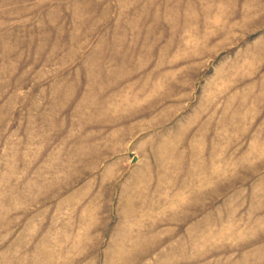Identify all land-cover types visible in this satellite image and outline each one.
I'll return each mask as SVG.
<instances>
[{
    "label": "rangeland",
    "instance_id": "rangeland-1",
    "mask_svg": "<svg viewBox=\"0 0 264 264\" xmlns=\"http://www.w3.org/2000/svg\"><path fill=\"white\" fill-rule=\"evenodd\" d=\"M0 264H264V0H0Z\"/></svg>",
    "mask_w": 264,
    "mask_h": 264
},
{
    "label": "crops",
    "instance_id": "crops-1",
    "mask_svg": "<svg viewBox=\"0 0 264 264\" xmlns=\"http://www.w3.org/2000/svg\"><path fill=\"white\" fill-rule=\"evenodd\" d=\"M145 181H142V179H140V181H139V179L135 182V183H133V187L134 188H141V187H143V186H147V187H149V188H152L153 186H154V188L155 189H159V187H160V182L159 181H155V182H153V181H146V183H144ZM155 194V193H154ZM157 194H158V192H156V196H157ZM131 199H132V201H130V203H132V204H129L128 202H126V203H128V205H131L129 208H131V209H133V205H136V204H133V198L131 197ZM113 205H117V203L115 202ZM155 206H157L158 207V205H155ZM118 209H122V207L121 208H118ZM134 212H131V210H130V212L128 211V216H132V217H134V216H136V215H138V213H134ZM121 212H119V216H118V218H121ZM123 216V215H122ZM130 218V217H129ZM141 225H143V224H141ZM131 229H133L132 227H131ZM131 229H130V231H131ZM139 232H140V240L142 241L143 240V237H144V235H143V233H141V230H139ZM112 233V232H111ZM118 233L116 232V233H113L112 234V240H116L117 238H115L116 237V235H117ZM129 234H130V232L129 231H127L125 234H123V235H125V236H129ZM122 237V236H121ZM122 250V253H124V249L123 248H121V249H118V251H117V256H119V251H121ZM191 252V251H190ZM120 255H121V253H120Z\"/></svg>",
    "mask_w": 264,
    "mask_h": 264
}]
</instances>
